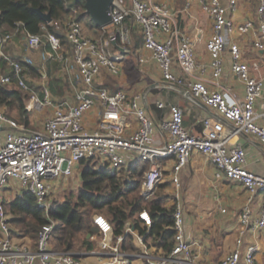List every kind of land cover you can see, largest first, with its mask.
Returning a JSON list of instances; mask_svg holds the SVG:
<instances>
[{
  "label": "built area",
  "instance_id": "1",
  "mask_svg": "<svg viewBox=\"0 0 264 264\" xmlns=\"http://www.w3.org/2000/svg\"><path fill=\"white\" fill-rule=\"evenodd\" d=\"M200 1L212 19L206 41L211 75L219 77L223 72V51L228 45L231 71L243 83L242 96L210 89L200 79L185 81L177 76L174 66L189 74L196 66V57L193 43L188 37L180 36L174 45L166 5L154 0H131L132 6L126 7L122 0H115L110 15L111 23L115 25L132 15L141 26L143 47L158 63L163 79L181 87L214 110L216 116L203 119L201 135L192 134L184 126L183 110L178 104H170L168 117L157 123L139 103L138 95L129 98L121 89L109 92L106 88L93 87L92 81L102 67L114 73L119 69V58L109 56L104 49V44L115 40L117 33L114 30L108 32L102 43L85 36L81 23L75 18L76 9H72L65 22L66 37L71 43L73 58L83 82L76 93V103L55 105L37 129H27L24 123L0 109V127H3L0 140V264H34L36 261L40 264H80V260L71 252L51 248L50 237L54 226L51 218L39 228L34 248L25 242L15 241L11 235L3 190L15 181L20 189L30 191L40 205L48 208L45 199L49 194L50 182L71 175L74 164L82 159H95L114 170L126 164L133 165L138 160L147 161L149 166L141 177L139 189L142 197L149 199L164 178L160 161L171 158L173 242L162 253L151 254L145 250L142 255L148 264H202L197 261L184 236L183 211L176 200L179 196V172L194 151L206 155L228 178L240 182L251 194L257 190L261 192L255 225L264 226V174L249 169L245 163V148L231 141L234 135L245 133L264 145L262 80L250 73V66L242 59L239 45L226 42L229 31L236 29L244 33L253 23L245 20L235 24L227 16V10L235 9L241 0H227V5L222 4L221 0ZM256 18L260 37H264V0H257ZM10 37L8 32L0 35V57L12 67V73L1 75L0 81L11 83L14 80L18 86L28 90L26 107L29 109L41 110L51 105L47 90L44 89L42 98L34 93L26 83L23 65L5 53L4 44ZM47 38L54 49L59 48L60 40L56 35L49 32ZM40 41V34H27L30 46H37ZM253 44L258 49L264 48L260 38ZM96 98L103 107V122L99 129H86L83 116ZM162 106V102L157 103V107ZM129 114H133L138 121L136 129L132 131L126 128ZM157 130L165 133L161 144L154 142ZM138 217L145 225L151 224L146 209L140 210ZM239 219L243 225L249 223L248 204L243 207ZM92 220L98 230L97 244L102 254L99 264H129L128 255L119 248L124 235H113L112 223L101 213H95ZM137 239L142 242L144 236L139 234ZM241 242V238H237L235 247L223 255L217 264H254L255 244H249L242 250Z\"/></svg>",
  "mask_w": 264,
  "mask_h": 264
},
{
  "label": "crops",
  "instance_id": "2",
  "mask_svg": "<svg viewBox=\"0 0 264 264\" xmlns=\"http://www.w3.org/2000/svg\"><path fill=\"white\" fill-rule=\"evenodd\" d=\"M154 1L166 5L169 10L174 45L177 44L180 36L188 37L193 43L196 66L191 73L187 74L175 65L174 71L177 76L185 81L200 79L207 83L210 89L227 91L231 96H242L243 83L231 71L228 45L223 51V72L219 77L211 75L210 56L206 49V41L210 35L212 19L210 14L202 8L201 1ZM221 2L227 5V0H221ZM122 3L126 7L132 6L131 0H122ZM256 4L257 0H241L235 9L227 10V16L235 24L251 20L253 25L244 33L238 32L236 29L229 31L226 35V42L227 44L236 42L239 45L242 59L249 64L250 73L262 80L264 91V48L258 49L253 44L259 38L264 44V37H260L258 29ZM73 8L76 9L75 18L81 23L82 32L85 36L102 43L108 32L114 30L117 33L115 40L104 44V49L109 56L119 58V69L114 73L102 67L92 81L93 87L106 88L109 92L121 89L127 93L129 98L138 95L139 103L157 123L168 117L170 104H178L183 110V124L189 132L195 135L203 133V119L216 116V113L200 99L163 79L158 63L150 52L143 47L141 26L132 15L126 17L119 25L109 23L101 27L93 22L85 12V8L81 9L75 6H69V13L63 18L49 22L54 23L53 31H47L42 25L44 26V39L37 46L28 44L27 34L30 32L18 28L7 31L11 37L4 44L5 53L12 60L19 61L23 65L26 83L34 93L40 98L44 95V89L49 93L52 103L43 108H46V116L52 112L55 105L60 103L75 104L76 93L83 85L78 66L73 58L71 43L66 37L65 22ZM49 32L59 38V48L54 49L52 47L47 38ZM11 73L10 63L0 57V76ZM27 99L25 100V107ZM158 102H162L163 106L157 107ZM26 109L29 111L28 119L31 111H38L35 108L26 107ZM102 114V104L96 98L93 106L83 116L84 127L90 130L99 129L103 122ZM127 120L129 123L126 127L127 130L136 129L138 125L136 117L129 114ZM24 125L30 129L26 124ZM2 130L3 127H0V140ZM164 138L165 133L157 130L155 144H161ZM231 141L238 142L245 148L246 166L253 171L264 174V145L254 136L245 133L234 135ZM171 161V158L160 161L164 173V178L160 183H165L162 189L166 195L165 203L173 209V185L170 182ZM133 165L126 164L115 171L120 177L129 178ZM79 168L80 162H77L73 166L71 175L52 180L49 193L59 182L65 179L73 182L78 179V182L81 183V170ZM147 169L148 167L144 169L141 177ZM75 173L78 175L77 178ZM9 191L13 192V198L23 190L15 181H12L3 190L4 204L6 202L4 194ZM261 197L259 190L251 194L240 182L228 178L224 171L203 153L194 151L190 155L187 163L179 172V196L176 200L181 204L183 211L184 236L190 243L198 262L217 264L223 255L235 247V241L240 237L242 250L249 244H255L254 264H264V226L255 225ZM247 204L250 209V220L248 224L243 225L239 218L243 207ZM138 221L142 227L147 226L139 217ZM92 226L96 229V233L87 234L92 247L88 249L79 243L77 246L81 248L80 251H70L80 260V264H99L101 261L102 254L99 252L97 244L98 230L93 224V220ZM10 228L13 239L22 242L16 237V230L12 229L11 221ZM118 234L124 235L119 243V248L128 255L129 264H148L142 255L145 250L151 254H156L165 252L170 248L166 249L162 245H157L153 237L146 236V232H140L131 219H127L123 233ZM118 234H115L113 229V235ZM139 234L144 236L142 242L137 239ZM35 240L33 245L29 246L34 248ZM34 264L40 263L36 261Z\"/></svg>",
  "mask_w": 264,
  "mask_h": 264
},
{
  "label": "trees",
  "instance_id": "3",
  "mask_svg": "<svg viewBox=\"0 0 264 264\" xmlns=\"http://www.w3.org/2000/svg\"><path fill=\"white\" fill-rule=\"evenodd\" d=\"M69 6L84 9L83 0H0V35L9 29H23L41 35L42 25L47 31L54 30V23L44 21L33 8L38 7L49 12L52 20L63 18L69 13ZM79 18V17H78ZM29 91L11 83L0 81V107L9 111L16 110L22 122L28 124V110L25 100ZM81 183L75 199L52 201L48 208L40 205L36 197L28 190L16 194L5 202V209L11 212L10 221L18 226L16 234L20 237L36 236L41 225L54 220L50 244L52 249L72 251L79 243L86 248L92 247L87 234L96 233L92 226L95 213H103L112 223L114 233H123L127 219L146 236H152L157 245L168 249L174 234L171 206L166 205L163 187L159 183L153 196L144 199L139 192L141 175L148 162L138 160L131 169L129 178L117 175L116 171L95 159H82ZM146 209L151 224L142 227L138 221V212Z\"/></svg>",
  "mask_w": 264,
  "mask_h": 264
},
{
  "label": "rangeland",
  "instance_id": "4",
  "mask_svg": "<svg viewBox=\"0 0 264 264\" xmlns=\"http://www.w3.org/2000/svg\"><path fill=\"white\" fill-rule=\"evenodd\" d=\"M0 109L3 110L9 116H11V117L17 119L18 121L22 122V118H20V116L18 115L16 110L9 111V110H7L4 107H0ZM45 109L38 110V111H31L29 113V119H28L29 123L27 124L28 128L37 129V128L40 127L42 119L47 114V111ZM81 168H82V165L80 164L79 170H81ZM75 177L76 178L78 177V175L76 173H75ZM75 177H74V179H75ZM64 178H66V177H64ZM78 181H79L78 179L74 180V182L70 181V180L68 181V180L65 179V180H62L61 182H59V184H57V186L52 191H50V193L47 195V197L45 199V202H46L47 206L54 200L55 201L56 200L57 201H62L64 199H75L76 195L78 193L79 185H80V182H78ZM139 192H140V189H139ZM12 195H13V192H11V191H9L8 193H5L4 194L5 200L9 201L10 199H12ZM8 213H9V215L11 217L12 213L11 212H8ZM101 214H103V213H101ZM11 227H12V229H15L16 231L18 230V226L13 224L12 222H11ZM16 237H18V239H20V241L25 242L28 245H33V242H34V240L36 238V236L30 237L28 235L23 237V238H21L19 235H16ZM80 249L81 248L76 246L72 251H74V252L75 251H80ZM82 250H84V249H82Z\"/></svg>",
  "mask_w": 264,
  "mask_h": 264
},
{
  "label": "water",
  "instance_id": "5",
  "mask_svg": "<svg viewBox=\"0 0 264 264\" xmlns=\"http://www.w3.org/2000/svg\"><path fill=\"white\" fill-rule=\"evenodd\" d=\"M85 12L93 22L101 27L111 23L110 8L115 0H83ZM35 12L46 22H50L52 17L49 12H44L40 8H33Z\"/></svg>",
  "mask_w": 264,
  "mask_h": 264
}]
</instances>
